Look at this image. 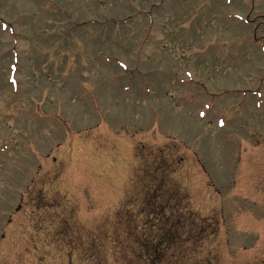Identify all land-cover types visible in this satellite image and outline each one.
I'll use <instances>...</instances> for the list:
<instances>
[{"label":"rangeland","instance_id":"1","mask_svg":"<svg viewBox=\"0 0 264 264\" xmlns=\"http://www.w3.org/2000/svg\"><path fill=\"white\" fill-rule=\"evenodd\" d=\"M0 264H264V0H0Z\"/></svg>","mask_w":264,"mask_h":264}]
</instances>
